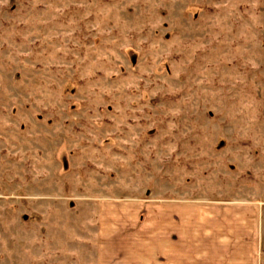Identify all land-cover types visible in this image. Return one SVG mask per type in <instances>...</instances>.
<instances>
[{
  "label": "rangeland",
  "instance_id": "rangeland-1",
  "mask_svg": "<svg viewBox=\"0 0 264 264\" xmlns=\"http://www.w3.org/2000/svg\"><path fill=\"white\" fill-rule=\"evenodd\" d=\"M0 264H264V0H0Z\"/></svg>",
  "mask_w": 264,
  "mask_h": 264
}]
</instances>
